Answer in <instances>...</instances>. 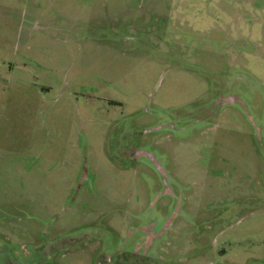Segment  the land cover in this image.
<instances>
[{
  "label": "rangeland",
  "instance_id": "374dc122",
  "mask_svg": "<svg viewBox=\"0 0 264 264\" xmlns=\"http://www.w3.org/2000/svg\"><path fill=\"white\" fill-rule=\"evenodd\" d=\"M0 264H264V0H0Z\"/></svg>",
  "mask_w": 264,
  "mask_h": 264
}]
</instances>
